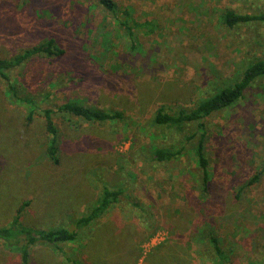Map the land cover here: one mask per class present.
I'll return each mask as SVG.
<instances>
[{
	"label": "rangeland",
	"instance_id": "1",
	"mask_svg": "<svg viewBox=\"0 0 264 264\" xmlns=\"http://www.w3.org/2000/svg\"><path fill=\"white\" fill-rule=\"evenodd\" d=\"M116 1L155 30L138 29L133 43L96 0H0V58L51 39L63 50L9 71L36 100L31 118L0 77V228L20 214L27 227L73 230L104 187H126L130 199L60 244L64 252L33 245L30 264H264V77L202 121H154L158 108H195L264 60V21L225 24L227 11L264 13V0ZM70 101L124 117L56 114L55 163L43 109ZM204 131L206 188L195 152ZM180 147L177 160L153 159L158 148ZM0 264H22L20 250L0 241Z\"/></svg>",
	"mask_w": 264,
	"mask_h": 264
},
{
	"label": "trees",
	"instance_id": "2",
	"mask_svg": "<svg viewBox=\"0 0 264 264\" xmlns=\"http://www.w3.org/2000/svg\"><path fill=\"white\" fill-rule=\"evenodd\" d=\"M107 12L112 14L116 21L126 30L130 39L135 43L136 32L141 28H148L147 33L155 30V24L152 19L138 21L134 16L131 6L122 7L116 0H96ZM253 21H264V13L250 14L237 13L235 11H227L225 14V24L228 27H234L240 23H248ZM63 50L58 48L54 40H48L44 43L28 47L18 52L12 57L0 58V77L5 81H9V88L12 96L29 108V117L34 116V108L36 100L30 96L21 95L18 88L11 84V76L9 71L21 67L37 56H58ZM264 77V60L252 62L245 69L242 77L232 86L223 88L213 96L202 100L195 108L189 110H179L169 112L164 107L158 108L154 121L156 124L183 127L184 125L202 121L216 112L226 110L235 106L244 98L245 92L258 79ZM69 113L80 117L89 122H108L123 119L124 115L121 111H107L97 107L85 106L77 102H66L55 107L43 109V117L47 124V129L51 134L47 153L55 162H60L59 157V133L58 127L54 120L56 114ZM203 127V126H202ZM204 129V128H203ZM206 136L204 131L196 146V157L201 169L202 183L206 188L209 185V166L210 161L206 152ZM192 136L187 139L190 140ZM184 152V147L179 149L158 148L154 152L153 159L157 162H170L177 160ZM258 177L254 178V182ZM123 199H130V193L126 187L109 188L104 187L101 197L96 204L85 214L77 219L76 227L70 230L66 227H58L48 230H38L21 224V215L18 214L14 222L9 226L0 228V241H3L9 248L20 250L22 264H30V249L39 242H46L54 245L61 252L64 248L60 244L73 243L78 240L80 232L91 223L101 218L113 205L121 202ZM212 242L216 254L222 258H226V253L220 245L216 237H212Z\"/></svg>",
	"mask_w": 264,
	"mask_h": 264
}]
</instances>
